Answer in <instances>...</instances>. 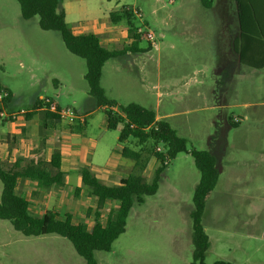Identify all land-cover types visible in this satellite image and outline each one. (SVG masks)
I'll list each match as a JSON object with an SVG mask.
<instances>
[{"label": "rangeland", "instance_id": "374dc122", "mask_svg": "<svg viewBox=\"0 0 264 264\" xmlns=\"http://www.w3.org/2000/svg\"><path fill=\"white\" fill-rule=\"evenodd\" d=\"M97 1L105 6L118 3L119 8L126 5L140 10L143 19H134L135 25H147L155 32L158 43L155 49L142 39L143 52L107 62L102 79L106 96L122 105L138 103L153 110L161 103L157 111L162 115L186 110L166 121L188 140L189 149H218L220 177L206 202L208 215L202 219L211 237L206 263L226 259L235 264H264V74L256 76V70L235 60L209 59L191 49L187 53L184 41L193 40L195 32L183 28L180 34L185 33L186 40L177 36V32L194 0H114L113 4ZM201 10L195 12L200 21L207 18ZM24 22L17 0H0V78L12 88L14 104L32 108L33 101L45 95L62 106L85 111L89 94L85 77L81 76L75 88L74 78L63 70L73 56L78 61L74 63L77 75L84 74L85 60L66 48L57 31ZM219 65L221 69L226 66V70L215 73ZM55 78L60 80L58 85ZM212 83L218 87L236 86V92L229 94L232 105L224 110L226 124L213 122L212 113L205 109L208 102L194 95L197 88ZM183 96L184 101L177 105L176 101ZM104 115L100 110L91 116L88 128L101 138L99 147L103 151L99 156L106 160L120 146V130L106 129ZM231 116L241 118L238 126L231 123L234 119ZM39 135L42 137L41 128ZM130 141L121 144L137 149V143ZM42 146L40 141L37 149H44ZM125 160L134 162L130 158ZM3 165L10 164L3 160ZM158 166L159 162L151 156L141 170L148 182L153 180ZM120 167L130 173L140 171L136 165ZM77 173L78 170H73L72 180H76ZM200 175L191 153L182 152L172 159L161 174L157 193L147 196L143 204L133 206L126 231L114 241L112 249L96 251L98 264H190L193 253L190 211ZM2 189L0 179V198ZM64 197L77 213V219L93 222L94 211L89 212L88 207L94 210L96 206L87 187L83 186L79 195L74 192ZM112 208L111 203L103 208L104 222ZM0 264L87 263L67 238L57 234L25 236L9 220L0 219Z\"/></svg>", "mask_w": 264, "mask_h": 264}, {"label": "trees", "instance_id": "16d2710c", "mask_svg": "<svg viewBox=\"0 0 264 264\" xmlns=\"http://www.w3.org/2000/svg\"><path fill=\"white\" fill-rule=\"evenodd\" d=\"M20 4L21 17L29 20L37 17L41 29L57 31L66 48L74 55L86 62L85 79L89 86V98L96 107H107L104 110L108 129H119V142H136L137 149L125 145L117 151L124 157L133 159L139 172L130 173L122 178L118 184L109 185L97 177L89 166L80 169L83 186L87 187L88 194L97 199L94 211V220L91 224L85 221L76 222L71 213L63 216L57 211L48 210L42 216H35L31 212V203L23 195L17 193L20 178H29L36 181L42 188L61 186L63 172L61 171V152L56 149L51 161L39 159H18L12 165H3L0 158V179L3 189L0 198V219L9 220L13 228L25 236H40L57 234L67 238L75 247L78 254L87 264H98L96 251H110L114 241L126 231L129 214L136 203L142 204L147 196H153L159 189L161 174L168 167L164 164L166 155L171 159L179 153H191L194 163L200 171V179L193 193L192 219L193 253L190 264H207L206 256L209 249V235L205 230L202 219L206 209L208 195L215 189L220 177L217 166V157L209 150L189 149L188 140L180 135L166 120H157L156 112L138 103L126 105L118 104L106 96L101 79L103 67L113 58L123 57L128 50L133 53L143 51L139 48L141 37L136 33L134 19L136 16L126 6L110 13L113 24L124 22L132 40L131 44L121 50L108 49L101 44L100 38L94 33L76 34L66 20L63 9L64 0H17ZM211 1V0H209ZM207 0H202L208 4ZM238 3L239 19L242 28L240 46L241 59L246 65L255 68H264V57L251 58L247 52L257 46L264 51V12H260L254 0H236ZM257 42V43H256ZM6 88L0 79V89ZM7 89V88H6ZM8 90V89H7ZM9 91V90H8ZM11 98L5 99L4 104ZM36 105V104H35ZM116 108L117 111H114ZM43 119H59L60 117L49 111H42ZM34 113H27V117ZM241 119V118H240ZM241 121H231L238 126ZM156 123L158 128L146 127ZM131 125H134L132 127ZM43 134L48 124L42 125ZM44 129V130H43ZM162 144L166 153L157 151ZM156 157L159 166L156 168L153 180L148 182L142 171L148 159ZM24 163V165H22ZM82 189L77 188L76 195ZM111 203L114 205L104 222L103 208ZM212 264H234L225 259H218Z\"/></svg>", "mask_w": 264, "mask_h": 264}, {"label": "crops", "instance_id": "0c3cea01", "mask_svg": "<svg viewBox=\"0 0 264 264\" xmlns=\"http://www.w3.org/2000/svg\"><path fill=\"white\" fill-rule=\"evenodd\" d=\"M106 1L109 4H113L114 2V0ZM196 1L197 0H194V4L188 8L189 14L187 15L188 17L186 20L181 21L178 25L181 30H178L177 36H180V38L183 40H186L185 38H187L185 37V33L180 34L183 32V28H187V32H190V30L195 32V36L191 37L193 40H188L187 38V41H184L187 44V53L191 49L195 54H202L200 56L209 59L219 58L224 60H235L236 63L239 62L240 65H244L241 59L242 55L240 52V46L237 45V42L242 41L243 34L240 25L237 1L207 0L209 1L207 5L204 4L202 0H199V3ZM254 1L256 2L260 12L263 13L264 0ZM62 6L66 13V20L74 33H94L99 36L101 44L108 49L121 50L131 44L132 40L129 36L127 25L124 22L113 24L110 21V13L121 8H119L118 3L105 6V4L98 3L97 0H64ZM199 8L202 9L201 11L203 16L207 17L202 21L195 18V12L198 11ZM23 21H25L24 23L28 25H39L38 19H23ZM198 28H204V30H199ZM139 48L142 49L140 45ZM257 48V46H253V48L247 52V56L251 58L264 57V51ZM142 50L144 51V49ZM140 52L133 53L128 50L123 57L118 58L124 60L126 57L131 58L133 54H138ZM71 57L72 60L70 59L67 68L63 70H65L67 74L72 75L74 78L72 80H75L72 84L75 87L76 85H79V82H81V76L85 77L86 72L84 74L81 73V75H77L75 70L76 65H74V63L76 64L78 61L76 58H73V56ZM107 62L103 67L102 79ZM226 66H228V64ZM226 66H222L221 69V66L219 65V69H214L215 73L221 70L224 72L226 70ZM246 66L256 70V76H261L264 74V68H255L249 65ZM189 74L195 75L193 72H189ZM2 82L10 91L11 98L6 103L0 104V111L5 110L8 113H11L24 109L23 107H17L14 104L15 95L12 88L3 80ZM55 82L58 85L60 80L55 78ZM234 92H236V86L234 84L230 85L229 87L225 86V84L223 87H218L217 83H212L211 85L203 84V86L195 90L194 95L196 98L203 99L208 102V104L205 105V109L212 113L211 117L213 122H222L223 124H226L227 119L224 110L225 108L232 105L229 94ZM185 95L187 96L189 93H186ZM40 97L41 96L33 101L32 108L25 109L28 110L27 113L33 112V116L27 117L26 113L25 115H21V117L16 120L3 119L0 116V158L2 161L4 160L9 162L10 165L15 163L18 159L37 160L39 158H43L49 162L51 161L55 150H60L63 184L61 186H54L51 188H42L37 184L36 181H33L29 178H20L18 181L17 193L25 196L30 201V209L32 214L35 216H42L46 211L52 210L57 211L61 216L71 213L74 216V220L76 222L85 221L84 219H77V217H75L77 213L73 207L69 205L70 202L67 201L66 197H64L66 194L73 195L77 188L82 189L81 192L83 191L82 175L79 169L82 166H89L91 170L96 173L98 178L109 185H114L118 184L122 178H125L130 174V171L126 172L120 166H135V162L126 161L125 158L117 151L118 149L120 150L123 146H125L121 143L119 148L115 149L114 152L111 153L112 156L110 158L104 160L102 156H99L103 151L99 147V141L101 138H98L94 133L91 132V130H89V118L100 110L104 111L107 107H96L93 100L89 98V94L87 97L88 100L85 101L86 104L84 105L86 110L82 111L84 114H86V122L84 124H81L80 122L70 124L60 118L47 119L45 121L43 119L42 111L34 110V107L37 105ZM109 99L115 100L113 98ZM115 101L118 103L117 100ZM183 101L184 96L182 100H177L176 104L178 105ZM178 107H181V105ZM160 108L161 103H158L157 108L154 110L156 112L157 120H166L186 112V110H180L171 113H164L162 115L157 111ZM230 118L235 119L237 117L231 116ZM45 122L49 127H47L46 130L43 129L44 132L42 137H40V128H43L42 125ZM103 124L104 127L108 129L106 126L105 115L103 118ZM40 141L43 143L42 147L44 149L42 150L37 149ZM217 150L218 149L216 148H212L211 151L216 157ZM154 158L157 160L156 157ZM22 165H24V163ZM104 168L107 170V172H99L100 170H105ZM73 170H78L75 181L72 180ZM211 193L208 195L207 199L211 197ZM92 200L93 206L95 207L97 205V199L92 197ZM89 208L90 207H88V209ZM207 215L208 211H205L203 219L206 218ZM204 227L208 233L207 227L205 225ZM209 241L210 249V235ZM231 262L233 261L231 260Z\"/></svg>", "mask_w": 264, "mask_h": 264}, {"label": "built area", "instance_id": "2783aa9c", "mask_svg": "<svg viewBox=\"0 0 264 264\" xmlns=\"http://www.w3.org/2000/svg\"><path fill=\"white\" fill-rule=\"evenodd\" d=\"M128 9L134 13L136 18H139L141 20L143 19V14L140 10L136 8H132V9L128 8ZM136 33L141 37V40L142 39L147 40L150 43L151 47L158 49L156 34L154 31L148 28L147 25H145L144 23L141 25H137ZM8 97H9V91L6 88H1L0 89V102H4L5 99ZM34 110L49 111V112L55 113L60 117V119L66 120L70 124L76 123V122H80L81 124H84L86 122V114L76 111V109H74L71 106H62L54 98L45 96V95H42L39 98V101L37 105L34 107ZM113 110L117 111L116 108H113ZM27 112L28 110H25V109H22L18 112H11V113H8L5 110H1L0 116L3 119L16 120L19 116L25 115ZM234 120L240 121L241 119L237 117ZM131 126L134 127V125H131ZM150 128L157 129L158 125L156 123H153L150 126L146 127L145 130L147 131ZM156 149L159 152H163V153L167 152V150L164 148L162 144H159ZM170 163H171V159L166 155L164 164L166 166H169Z\"/></svg>", "mask_w": 264, "mask_h": 264}]
</instances>
